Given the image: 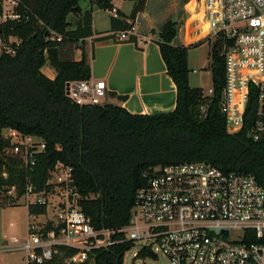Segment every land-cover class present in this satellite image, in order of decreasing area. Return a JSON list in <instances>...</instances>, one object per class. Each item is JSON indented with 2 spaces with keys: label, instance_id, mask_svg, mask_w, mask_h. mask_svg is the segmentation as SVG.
I'll use <instances>...</instances> for the list:
<instances>
[{
  "label": "trees",
  "instance_id": "1",
  "mask_svg": "<svg viewBox=\"0 0 264 264\" xmlns=\"http://www.w3.org/2000/svg\"><path fill=\"white\" fill-rule=\"evenodd\" d=\"M80 1L20 0L30 21L6 27L7 34L18 37L19 46L13 56L0 57V207L18 206L27 186L35 192H52L54 186L46 183L49 170L57 163L71 169L79 206L96 230L127 225L136 190L159 166L208 162L224 172L253 174L264 187V140L254 142L248 137L256 111L254 97L247 105L242 130L229 134L219 109L224 85L222 47L218 43L212 47L213 93L205 96L188 82L187 54L195 44H172L175 21L152 32L166 74L176 88L173 111L137 115L108 102L79 106L66 96L67 83L91 77L85 55L75 60L76 44L94 35L92 11L83 10ZM124 1L132 2L131 12L125 16L117 11L118 18H110L111 32L131 31L137 14L145 8L146 0ZM89 2L102 10L113 8L111 0ZM51 33L61 41L50 40ZM111 38L102 36L98 41ZM126 39L141 50L136 36ZM46 65L55 72L52 80L41 72ZM111 96L119 103L126 100L114 93ZM4 131L44 144L42 151H35L38 144L29 149L35 151L33 165L26 164L23 148L14 152L15 144L3 136ZM12 187L15 198L7 196ZM46 210L45 205L27 206L29 217L45 215ZM133 246V242H120L96 250L81 264H123ZM135 257L143 260L154 255L143 248Z\"/></svg>",
  "mask_w": 264,
  "mask_h": 264
},
{
  "label": "built area",
  "instance_id": "2",
  "mask_svg": "<svg viewBox=\"0 0 264 264\" xmlns=\"http://www.w3.org/2000/svg\"><path fill=\"white\" fill-rule=\"evenodd\" d=\"M192 1L197 32L204 24L206 39L222 47L224 85L219 109L227 132L242 130L253 96L256 111L248 137L254 142L264 140V0ZM21 7L20 0H0V57L13 56L19 46L18 37L7 34L6 27L30 21V13ZM110 12L118 18L116 8ZM118 34L122 41L128 33ZM49 39L61 41L53 33ZM106 91L103 80L65 86L66 96L79 106L103 103ZM207 92L204 95L211 96L212 88ZM10 137L19 140L14 152L23 148L26 164L33 165V153L42 151L44 144L14 131ZM34 144L37 150L29 151ZM151 174L135 192L127 225L96 230L79 206L71 169L57 163L46 183L54 186L52 192H35L27 186L18 199L26 206H50L53 218L36 225L37 216H30L26 236L10 238L0 251L23 253L25 264H81L94 251L120 242H150L169 264H264V187L253 174L224 172L209 163L164 165ZM7 196L16 197L14 187ZM143 248L153 254L151 245Z\"/></svg>",
  "mask_w": 264,
  "mask_h": 264
},
{
  "label": "crops",
  "instance_id": "3",
  "mask_svg": "<svg viewBox=\"0 0 264 264\" xmlns=\"http://www.w3.org/2000/svg\"><path fill=\"white\" fill-rule=\"evenodd\" d=\"M117 1L119 4L111 0L113 8L128 16L132 9V2ZM127 2L129 4L126 6ZM190 4L194 7L193 1L187 4L184 0H146L144 10L137 14L133 28L127 34V37L130 35L137 37L141 50L136 49L133 43L127 42V39L119 41V32L110 31L112 15L101 23L98 21L99 16H96L97 13L108 14L109 11L99 9L95 4L91 5L89 9L92 11L94 35L76 44L78 49L75 51V60L78 61L83 53L91 69L90 79L105 81L106 102L120 104L129 113L137 115H156L174 110L176 88L166 74V67L161 59L159 48L153 41L156 35L152 32L161 31L163 25L172 20L177 23L176 35L172 40L173 45L190 46L205 39L206 35L202 36L201 27L198 32L191 28L194 15L187 11ZM182 14L188 17L183 20ZM108 35L112 38L98 41V38ZM41 72L51 80L55 77L54 70L48 65L45 69L43 67ZM113 93L125 96V102L119 103L111 96ZM203 93L207 94L204 91ZM14 209L15 207H0V246L8 243L10 239L6 233L7 230L17 226L16 219L11 212ZM16 253L0 251V264H22L24 254Z\"/></svg>",
  "mask_w": 264,
  "mask_h": 264
},
{
  "label": "rangeland",
  "instance_id": "4",
  "mask_svg": "<svg viewBox=\"0 0 264 264\" xmlns=\"http://www.w3.org/2000/svg\"><path fill=\"white\" fill-rule=\"evenodd\" d=\"M191 1L192 0H189L187 4L190 3ZM114 3L119 4V1L115 0ZM162 3H164V1ZM127 4H129V2L126 3V6ZM79 5L83 10H86V9H89L92 4H90L89 0H81ZM192 10H193V7L191 9L187 8L188 12H192ZM96 16L97 17L99 16L98 21L100 23L105 22L107 19L110 18L111 12L109 11L108 14L102 13V12L97 13ZM182 17L184 20L188 16L185 17V15L182 14ZM191 24H192V27H191L192 30L197 31L196 29H198L197 26L199 25V23L197 21H193V23ZM213 45H214L213 40L206 39V38L202 39L201 41L196 43L193 47H191L188 50V54H187L186 62H187V68L189 70V73H188L189 85L193 88H200L205 93H208L207 92L208 89L212 87L211 51H212ZM45 68H47V65L44 66V69ZM3 136L6 138H9L11 142L13 143L19 141V140H16L15 138L10 137V131H4ZM18 204L19 205L15 207L14 210L11 211L14 215V219H16L17 226L15 228H10L9 230H7L6 233L8 235V238H11V237L24 238L26 236L30 218L27 215V206L25 205L23 200H20ZM53 216H54V211L49 206L47 207V212L45 215L37 217L35 224L40 225L46 222L47 220L53 218ZM145 245H151V250L153 252L154 258L147 257L141 260L135 257L137 252ZM155 248H156V245L151 244L150 242H136L134 243V246L125 253L123 264H169L166 257H164L162 253L156 250ZM15 256L20 257L19 255H15ZM21 263L24 264L25 260H22Z\"/></svg>",
  "mask_w": 264,
  "mask_h": 264
},
{
  "label": "bare ground",
  "instance_id": "5",
  "mask_svg": "<svg viewBox=\"0 0 264 264\" xmlns=\"http://www.w3.org/2000/svg\"><path fill=\"white\" fill-rule=\"evenodd\" d=\"M191 7H193L192 4H190V8H191ZM190 8H189V9H190ZM203 29H205V31H204ZM202 32H203V35H202V36H204V35H205V32H206V26H205L204 24H203V26H202Z\"/></svg>",
  "mask_w": 264,
  "mask_h": 264
},
{
  "label": "water",
  "instance_id": "6",
  "mask_svg": "<svg viewBox=\"0 0 264 264\" xmlns=\"http://www.w3.org/2000/svg\"><path fill=\"white\" fill-rule=\"evenodd\" d=\"M92 1L95 2V3H98L100 0H92ZM45 36H47V32H46ZM204 163L208 164V162H204Z\"/></svg>",
  "mask_w": 264,
  "mask_h": 264
}]
</instances>
